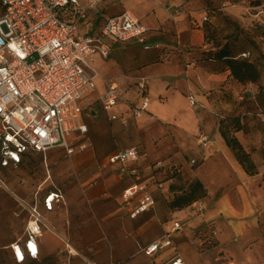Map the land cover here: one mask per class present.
<instances>
[{
	"label": "crops",
	"instance_id": "1",
	"mask_svg": "<svg viewBox=\"0 0 264 264\" xmlns=\"http://www.w3.org/2000/svg\"><path fill=\"white\" fill-rule=\"evenodd\" d=\"M204 1L101 0L98 12H90L80 25L81 34L95 33L107 16L127 9L148 27L147 41L165 50L161 56L164 60L155 57V50H139L134 54L122 51L125 43L141 45L135 40L108 41L112 60L105 64L113 71L106 76L122 77L121 81L116 80L122 91L119 106L111 110L118 117L109 119L112 141L106 149H99L91 141L82 142L85 147L69 156L67 168L58 175L63 200L55 203L51 210L39 203L48 226L47 229L42 227L38 238L40 255L49 254L59 242H65L71 252H77L91 264H169L178 257L183 264H226L229 260L234 264H264L263 227L260 225L264 206H259L257 199L261 190L258 184L251 183L250 175L237 162L219 127L205 123L214 148L205 150L198 138L204 150L202 162L192 157L183 164L173 156L164 155L166 151H159L154 145L156 137L167 130L166 126L197 132L199 112L187 105V93L209 106L213 105L216 91L226 93L232 86L236 87L224 60L212 57L214 47L205 41L206 22L201 21L203 13L208 14L210 21L214 9H219L221 1L227 0H208L210 6L204 5ZM176 8L180 12L174 15ZM135 77L146 78L150 97L147 110L137 117L128 109L140 99ZM195 80H199L206 94L198 90ZM100 81L95 79L94 90L98 95L106 88L99 89ZM208 94H212L209 97L212 103ZM92 114L96 116L97 112L92 111ZM86 127L88 131L87 124ZM101 128L95 126V130ZM238 132L234 133L240 141ZM118 138L119 149L130 145L138 148L140 156L130 165L141 170L142 181L154 199L153 206L135 216H131V212L136 202L126 204L121 197L130 180L120 179L117 165L107 161L110 154L119 150H113ZM33 152L36 151L26 153L18 166ZM99 154L103 156L97 157ZM159 159L165 167L176 165L177 176L168 180L165 170L155 168L154 162ZM191 159L197 163L190 164ZM219 175L227 176L228 184L219 181ZM45 178H51L50 172ZM194 178L203 184L205 195L181 207L171 206L175 196L185 191ZM91 181L94 183L90 184ZM175 223L179 226L175 227ZM165 234L171 240L170 245L145 252L148 245Z\"/></svg>",
	"mask_w": 264,
	"mask_h": 264
},
{
	"label": "built area",
	"instance_id": "2",
	"mask_svg": "<svg viewBox=\"0 0 264 264\" xmlns=\"http://www.w3.org/2000/svg\"><path fill=\"white\" fill-rule=\"evenodd\" d=\"M101 0H0V166L16 167L30 151L45 152L60 146L64 156L75 151L69 143L71 134L83 135L87 131L83 121L81 100L96 87L97 70L93 66L95 54L107 57L110 54V39L120 42L135 40L144 49L158 47L147 41L148 27L142 24L129 10L107 16L95 33L81 34L80 23L89 13L98 12ZM176 8L173 14H178ZM209 16L203 13L202 22ZM249 51L238 56L247 57ZM139 102L128 106L132 116L137 117L147 110L150 97L145 77L135 79ZM121 86L116 80L109 81L98 95L102 108L109 119L118 117L112 109L119 106ZM189 104L198 100L192 93L187 95ZM123 119V117H120ZM205 150L214 148L213 140L206 134L199 135ZM85 147L80 143L78 148ZM140 152L135 145L126 146L107 157L108 163L117 165L120 179L128 178L130 184L122 190V200L136 202L131 216L154 205V199L142 181L141 170L130 163L137 161ZM46 166L48 163L44 160ZM190 164L197 163L195 159ZM167 172L168 180L177 172L176 165H164L159 159L153 165ZM47 177L49 171L46 170ZM170 174V175H169ZM93 184L94 181L89 182ZM4 183L0 178V186ZM161 186V183H158ZM63 200L62 191L49 189L42 197L39 189L34 191L32 202L26 204L29 218L25 226L23 242H11L16 262L39 255L38 238L43 220L39 203L46 210ZM179 226L175 223V227ZM171 244L168 235H163L145 248L146 253ZM169 264H183L176 258ZM226 264H234L227 261Z\"/></svg>",
	"mask_w": 264,
	"mask_h": 264
},
{
	"label": "rangeland",
	"instance_id": "3",
	"mask_svg": "<svg viewBox=\"0 0 264 264\" xmlns=\"http://www.w3.org/2000/svg\"><path fill=\"white\" fill-rule=\"evenodd\" d=\"M206 4L210 6L211 2L206 0L204 5ZM219 6V9L217 7L214 9L213 18L204 23L205 41L210 44V47H214L212 52L225 44L234 55H238L242 51H249L250 54L246 58L257 64L260 76L255 82L244 83L235 82L232 77L231 80L236 84V87L232 86L233 89L231 87L226 93L216 91L215 97H212V106L198 100L197 106L194 108L187 99L190 92L187 93V105L200 113V115L197 114V119L200 122L197 132L173 130L166 126L167 130L156 137L154 145L159 151H166L164 155L173 156L181 160L183 164L185 160L192 157L202 162L204 150L198 144L199 135L206 134L211 137L206 129V122L219 127V123L222 121L232 135H235V127L240 126L238 137L244 149L249 153V159L254 164L253 170L256 171L254 175H250L251 183L258 184L261 190V196L257 198L258 203L259 206L261 204L264 206V0H227L226 2L221 1ZM82 23H85V20L80 25ZM122 46V51H128L131 54L139 50H155L157 52L155 57H158L160 61L164 60L161 59V56L162 51L165 52V50L160 47L144 49L135 42L125 43ZM110 55L104 58L95 54L92 61L97 70L95 79L98 81L101 79L100 90L109 81L122 80L120 75L106 76L112 70L110 65L105 64L112 60ZM125 79H130V77H125ZM193 82L199 87V91L206 94V91L202 90L199 80ZM211 95L208 94L207 98ZM81 106L83 120L88 125V131L84 136L75 134L68 136L69 143L74 147V153L78 152V145L84 141H91L99 149H106L111 140L109 137L111 126L107 117L108 112L102 108L98 100V92L94 89L89 91L81 100ZM92 111L97 112V115L93 116ZM97 125L102 128L95 130ZM198 132L200 133L198 134ZM123 137L127 138V135L124 134ZM115 141L117 143L113 150L121 148L120 138ZM102 156L101 154L97 155L100 158ZM68 158L64 156L63 147L55 146L47 149L44 153L36 151L29 154L26 161L18 167L5 169L0 166V178L4 183L0 186V264H91L77 252H71L65 242H59L49 254H39L34 260L27 257L21 263L15 261L10 248L11 242L18 240L21 243L25 238V226L29 218L26 204L32 202L33 192L39 189V195H41L49 189H62L58 175L67 168ZM44 160L48 166L45 165ZM184 169L186 173L189 171L186 166ZM46 170L51 174V178L47 180L45 178ZM217 179L228 184L227 176L219 175ZM260 225L263 227L261 232L264 238V215Z\"/></svg>",
	"mask_w": 264,
	"mask_h": 264
},
{
	"label": "trees",
	"instance_id": "4",
	"mask_svg": "<svg viewBox=\"0 0 264 264\" xmlns=\"http://www.w3.org/2000/svg\"><path fill=\"white\" fill-rule=\"evenodd\" d=\"M212 57L224 60L227 67L230 69L233 78L240 83L255 82L260 76V70L253 60L234 55L227 44L214 51L212 53ZM240 129L241 127L237 125L234 132ZM219 131L227 146L233 151L237 162L242 166L248 175H254L256 173V171L253 170L254 164L249 159V153L244 149L238 138L229 133L227 127L223 125L222 121L219 123ZM176 173L177 172L172 173L171 176H177ZM203 195H205L203 184L199 179L194 178L190 181L185 191H182L175 196V198L171 201V206L181 207L202 197Z\"/></svg>",
	"mask_w": 264,
	"mask_h": 264
}]
</instances>
